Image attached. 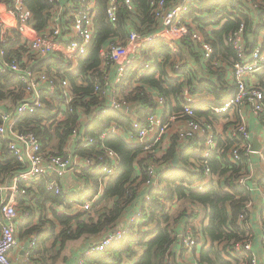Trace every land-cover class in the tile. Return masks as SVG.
Returning a JSON list of instances; mask_svg holds the SVG:
<instances>
[{
	"label": "trees",
	"instance_id": "1",
	"mask_svg": "<svg viewBox=\"0 0 264 264\" xmlns=\"http://www.w3.org/2000/svg\"><path fill=\"white\" fill-rule=\"evenodd\" d=\"M134 2L135 14L131 15L128 10L120 9L117 23L113 24L107 15L109 0H97L96 33L88 53L77 60L76 69L72 70V64L66 67L64 61L55 58L43 65L49 73L55 65L61 68L60 71L64 73L59 71V75L71 84L72 103L66 106L60 90L54 94L46 92L43 95L46 109L38 110L33 115H23L17 123V130L36 135L44 150L56 140L58 147H54L62 153L74 129L78 127L80 113H83L88 118L85 130L94 138L95 143L86 148H76L75 154L82 159L94 160V166L84 168L83 175L80 176L91 183L94 181L95 185L86 193L74 196L48 191L47 178L23 183V187L27 188V196L19 199V206L27 207L25 211L32 213L31 209L34 207L31 205L36 204L39 209H50L54 217L53 220H45L41 215L37 224L29 220L24 227L19 228V232L24 229L19 239L38 235L33 256L40 257V264H58L67 243L77 241L83 236L106 233L104 237H107L122 230L124 235L121 241L113 243L103 252L84 255L79 264H167L170 255L176 260V254H171L170 249L175 243L176 234L180 233V226L188 219L184 209L180 214L173 215L171 207L186 200L202 206L208 219V224L202 230L208 246L200 248V264H251L240 260L229 261L220 251L222 244L229 247L246 240L249 234L253 235L250 229L247 230L251 224L248 205L254 204L251 189L256 185L253 181L247 183V186L235 183L241 176L249 174L248 162L244 157L242 161L245 163L236 166L226 158V152L239 142L236 138L219 139L218 148L225 153L214 152L204 164L202 157L205 139H198L183 147L178 142V137L174 136L165 154L158 158L147 155L141 144L130 145L117 134L104 137L103 134L113 124L130 133L133 131L132 124L135 119L144 124L149 114L157 110L155 94L166 99V108L170 115L182 112V94L185 88H190L192 94L211 93L215 97L212 105L229 98L235 87L228 80V72H231L233 62L238 57L236 50L226 41L232 33L240 29L243 22L259 20L260 11L254 9L256 5L261 7L264 0H190L183 20L189 29V36L184 40L180 52L175 55L164 41L142 49V61H137L128 68L117 88L120 97L132 105L135 115L133 112L125 114L112 111L94 118V109L102 105L100 97L95 93L96 84L104 82L105 76L110 75L109 71L114 73L113 78L117 75V71L112 69L113 66L101 58V52L116 42L124 46L133 30L140 35L155 34L160 30L159 22L152 15L151 0ZM25 3L33 13L34 30L39 34L46 33L53 10L49 0H25ZM166 4L169 9L174 6L169 0ZM130 18L132 24L128 22ZM193 29H197L205 42L210 43L214 49V54L208 61L204 59L199 44L190 40ZM18 55L20 56V51H13L9 47L6 59L10 60ZM203 60L206 61V66ZM180 63L181 66L177 69L176 66ZM261 73L264 74V70ZM25 87L12 73L0 74V101L10 100L13 105L23 102ZM47 96L52 97L51 102L46 101ZM193 106L198 120L210 118L211 113H204L201 110L202 105ZM59 113H63L66 120L53 131L49 122L57 119ZM165 117L164 122L168 123L169 118ZM162 144L163 142L159 147ZM159 147H155V154ZM106 149L117 158V169L112 176L98 168L101 165L99 158L104 156ZM176 156H179L182 169L173 166ZM150 166L155 168L157 187L147 184L150 180ZM24 167L7 148V141L3 142L0 147V178H10L25 170ZM206 167L216 176V181L211 180L203 190H198L195 184L204 179ZM106 178L110 181L102 196L96 200L101 190L100 179ZM27 185H30L29 188ZM141 186L146 189V197L138 212L140 216L134 222L130 221L126 227L115 229L127 208L140 198ZM86 202L91 203V211L67 214L60 213L59 208L54 207H62L68 212L74 204L83 205ZM194 217L192 214L191 218ZM44 226L48 227L49 232L46 234ZM52 240L54 247H49ZM56 245L60 248L54 252ZM261 245L264 249V238Z\"/></svg>",
	"mask_w": 264,
	"mask_h": 264
},
{
	"label": "built area",
	"instance_id": "2",
	"mask_svg": "<svg viewBox=\"0 0 264 264\" xmlns=\"http://www.w3.org/2000/svg\"><path fill=\"white\" fill-rule=\"evenodd\" d=\"M67 8V13H58L63 9L60 5L61 0H49L53 6L51 13L50 27L44 34L37 33L33 28V13L28 8L25 0H0V74L12 73L20 82L25 84V99L17 105L8 109L0 106V146L7 141V148L15 155L16 159L22 163L25 170L13 174L10 178H0V264H16L10 258V253L18 247L19 226L22 222L29 219V211L19 210V199L27 196V188L23 183H29L33 180H40L43 177H49L46 183L48 191L55 192L58 195L63 194L64 190L59 184L57 178H63L67 174L74 172L80 167L89 168L94 166V160L82 159L76 154L65 150L62 153L51 150H44L39 138L32 133H21L17 130V123L25 114L33 115L38 110L46 109L43 95L46 92L52 94L60 90L66 101V106H70L73 100L70 81L59 75L61 68L56 65L51 68V72L45 70L44 63L55 58L58 61H64L65 66L69 64L75 66L74 59L84 57L92 43L96 28L95 18L97 9V0H76ZM167 0H151L152 15L159 22L160 30L151 35H140L134 30L129 34L127 43L122 46L120 43H113L107 49L101 52V58L117 69V76L114 82H111L108 75L104 82H98L95 87V93L98 94L102 105L94 109L93 117L108 114L116 111L127 113L131 111V104L122 99L117 89L128 68L137 61H142L140 51L158 41H164L171 51L177 55L189 36V29L183 23L188 10L190 0L176 2L169 0L173 8H167ZM134 0H109L107 15L111 23L116 24L120 9H126L134 15L136 12ZM256 5L254 10H259L260 18L258 21L243 22L240 29L232 33L226 43L233 46L237 52L238 60L233 62L231 67V86L235 87L234 93L223 102L211 105L206 112L211 116L205 123L197 119L193 94L190 88H185L182 94V112L178 114H168L166 117L153 112L149 114L144 124L139 119H135L132 124V136L135 137L138 144L144 146L147 155L155 154V147L168 135L169 124L178 119L185 120V128L175 134L178 142L183 147L195 142L198 139H205V150L203 152L204 164L207 159L212 157L214 152L225 153L218 148V141L221 135H214L212 132L211 121H220L224 116H241L243 109L248 108L254 117L264 125V87L261 84L253 83L255 76L264 70V43L258 41L251 50L249 38L251 35L264 37V3ZM131 17V16H130ZM132 24L131 18L128 21ZM249 34L248 36H246ZM190 40L199 44L208 61L214 54V49L210 43L205 42L203 36L197 29H193ZM13 51H20V56L6 59L8 48ZM77 61V60H76ZM177 64L176 68H180ZM149 65H147V69ZM64 73L63 71H60ZM256 82V81H255ZM155 103L157 110L166 108V99L155 94ZM52 97H46V101L51 102ZM57 105V103H56ZM62 115L60 113L57 118ZM65 116V117H64ZM164 117L169 118L168 123L164 122ZM219 117V118H217ZM235 130L230 132L226 138H236L239 141L228 152L226 158L232 164L239 166L246 158L248 165L254 154L252 145V136L248 123L241 116V121L236 118ZM81 122V120H80ZM74 129L71 140L76 148L88 147L94 144V138L89 136L82 124ZM122 130L117 124H113L103 137L108 134H118ZM161 147V146H160ZM156 157V156H155ZM101 165L98 166L103 173L112 176L116 172V155L105 150L104 156L99 158ZM151 163V161H149ZM150 180L149 186L157 187L158 180L155 168H148ZM253 174L241 176L235 183L236 185H246L253 180ZM216 181L209 168H205L204 179L195 184V188L203 190L209 181ZM30 185H27V187ZM29 188V187H28ZM253 192H259L263 206L262 216L260 218L262 238H264V190L251 189ZM83 212L91 210L92 205L86 202L78 205ZM253 204L248 205L251 211ZM140 214L138 212L133 216L131 222H134ZM244 216H242V219ZM250 226L247 230L249 231ZM124 233L116 231L102 238L96 244L92 245L85 255H93L105 251L113 243L123 239ZM202 231L194 228L185 229L176 234L175 243L170 249L171 254H176L175 261L181 257L179 251L182 249L192 253L199 246V239L203 238ZM252 234H249L246 240L231 244L225 247L220 245V251L223 257L229 261L240 260L244 263L259 264V259L254 253ZM36 246V241L31 243L30 249ZM178 249V250H177ZM173 255L168 256L167 264H176ZM81 263V262H80ZM194 264H200L198 260Z\"/></svg>",
	"mask_w": 264,
	"mask_h": 264
},
{
	"label": "crops",
	"instance_id": "3",
	"mask_svg": "<svg viewBox=\"0 0 264 264\" xmlns=\"http://www.w3.org/2000/svg\"><path fill=\"white\" fill-rule=\"evenodd\" d=\"M76 2H77L76 0H61L60 5L63 6L64 10L60 9V10H58V13L59 14H61L62 12L67 13V11H68L67 8H70V6H71L70 4L76 3ZM188 22L192 23V20H189ZM258 41H261L262 43H264V37H262V36L259 37V35H255V34L251 35V39L249 41L251 50L254 49V46L257 44ZM76 60H78V59H76ZM76 60H75V62H73L75 64V66L72 65V70L76 69V66H77ZM203 63L205 64L206 61H204ZM206 64H205V66H206ZM112 69L117 71V69L115 67H112ZM193 69H195V67ZM109 74L110 75H108V76H109L111 82H114L117 75H115V78H113L114 73H111V71H109ZM116 74H117V72H116ZM231 76H232V74L229 71L228 72V77H229L228 80L230 82H231ZM255 81L263 86L264 74L263 73L257 74L255 76ZM193 99H194L195 105H198V106L202 105L201 110L204 113H206V110H208V108L212 105L211 102L215 101L214 95H212L209 92L193 94ZM0 106L3 107V109H8V108L13 106V103L10 100H4V101H0ZM132 112H133V115H135V111H133V107L131 108L130 113H132ZM156 112H157V114H159L161 116H167L168 114H170L169 113L170 111L168 108L159 109V110H156ZM240 113H241V116L244 117L248 123L249 129L251 132V136H252L251 142H252L253 148H254V140L255 139H257L259 144L261 145L260 152L254 154L252 156L251 163L248 166H249V173L253 174L252 175L253 176L252 181L256 185V187H254V189H264V125L262 123H260L254 117V115L250 112V110L248 108L243 109L242 112H240ZM80 114H81V122L80 123L82 124V122H83L82 127L85 129V126L88 125L87 124L88 118H87V116L83 115V113H80ZM230 117H233V116H226L224 119H221L220 120V126L221 127L223 126V124H224L223 121L227 122L229 120H234ZM184 127H185V120L184 119H179V120H175V121L170 122L168 135L164 139L163 144L161 145L162 149L169 148L171 145L172 137L176 136L175 135L177 133L176 129L177 128L183 129ZM117 135L122 137L130 145L138 144L137 140L135 139L134 136H132V134L130 132L120 130ZM227 135L223 132L221 135V140H226ZM166 149H165V151H166ZM65 150H69L73 154L76 153V146H75V143H73V140H71V138L66 143L63 151H65ZM158 158H161V157H158ZM179 168L182 169L183 166L180 165ZM82 170H84L83 166L80 167L79 169H76L74 172L67 174L63 178H57V180L59 181V184L61 185V187L64 190V195H66V194L76 195L77 194L76 196H78V195H81L82 193L83 194L86 193L87 189L89 191V189H91L93 187V185H95L93 180H92L93 183H90V181H88L87 179H84L82 176H80L82 174ZM78 176L83 182L78 180ZM43 178H47L48 180H51L49 177H43ZM70 179H71V182L69 183L68 181ZM109 181H110L109 178L100 179L101 190H100V195H99V197H97L96 200H98L102 196L104 188L109 183ZM72 186H75L77 188L76 191L71 189ZM139 190H140V192H139L140 198H138L134 204H132L131 206H129L127 208L123 217L117 223L115 229H121V228L126 227L132 219L131 216L135 212L136 213L139 212V210L142 208L143 200L146 197V189L144 187L143 189H139ZM253 198H254V204H253V207L251 210L250 230L254 236L253 237L254 253L257 255V257L259 259V264H264V249H263V246L261 245L262 233H261V225H260V218L262 216L263 206L261 203V197L259 196V192H253ZM176 204L177 205L175 207H178V208L181 205H183V208L187 213L186 216L188 217L187 221H185V223L180 226L178 232L181 233L185 229H190V228H194V229L198 228L199 231L200 230L202 231L204 229V227H206V225L208 224V219L205 216V210L202 206L194 205V204H192L186 200L177 202ZM35 205L36 204L31 205L32 207H34L33 209H31V211H33L31 213L32 216L30 215L29 219H27L25 222H22V224H20V226H19L20 228L24 227L25 223H27L29 220H32L35 224H37L38 220L40 219V217L42 215L41 213L44 212V210L39 209V208L38 209L35 208ZM75 206L78 209L76 211L73 210L74 208H76ZM19 208H20V206H19ZM24 209H27V207H24ZM59 210H60L59 211L60 213L66 212L67 214H75L78 211H82L81 208H79L78 205H76V204L74 205L73 208L71 207L68 210V212L66 211V209H64L62 207H60ZM22 211H24V210H22ZM38 214H39V217H38ZM192 214H193V216H195L194 218H191ZM47 228H48L47 226H44L43 230H44L45 234L49 232ZM105 235H106V233H103L102 235H99V236H83L82 238H80L77 241L69 242V243H71V250L68 252L64 251V253L61 255L60 261L58 263H60V264H79V262H81L82 257L90 249V247L92 245H94L96 242H98ZM19 236H20V233L18 234V240H19L18 247L10 253L11 260L16 264H40L41 261H39V259H38L40 257L38 255L33 256V254H32L34 252V250H35L34 248L36 246H33L32 249H30L31 243L33 241H36V243H37L38 235L35 234L34 236H28V238H30L31 240L27 241V243H25L26 242L25 240L28 238L19 239ZM68 244L66 246H68ZM207 246H208V242H207L206 238L205 237L200 238L199 239V246L192 253H188L186 250L179 251V252H181L180 253L181 257L179 258V260H177V264H194V262L196 260H199L200 248L207 247Z\"/></svg>",
	"mask_w": 264,
	"mask_h": 264
},
{
	"label": "rangeland",
	"instance_id": "4",
	"mask_svg": "<svg viewBox=\"0 0 264 264\" xmlns=\"http://www.w3.org/2000/svg\"><path fill=\"white\" fill-rule=\"evenodd\" d=\"M209 29H211V28H209ZM249 41H250V38H249ZM74 60H76V59H74ZM180 65H181V63H180ZM253 83H255V84H258L257 82H253ZM60 114V113H59ZM58 114V115H59ZM57 115V116H58ZM65 117V116H64ZM230 118H232V119H234V120H229V121H223L224 122V124H223V126L221 127L220 126V121L218 120V121H216V120H213V121H211V123H212V132L214 133V135H222V133L224 132L226 135L227 134H229L230 132H234V130H235V125H237V123H235V120H237L236 118H239L240 119V121H241V116H239V114L238 115H233V117H230ZM66 120V117L65 118H63V116L62 115H60L57 119H55V120H52L51 122H49V125L53 128V131L54 130H56V128L58 127V126H61L62 124H63V122ZM179 120V119H178ZM202 123H205L206 122V120H208V119H206L205 120V117L204 118H200L199 119ZM226 125V126H225ZM185 128V127H184ZM182 128H177L176 129V131L178 132V131H180ZM169 131V130H168ZM177 134V133H176ZM224 137V136H223ZM172 141H173V137H172ZM172 141H171V143H172ZM181 144V143H180ZM54 146H56V147H58V142L55 140L53 143H52V145L48 148V150H51V151H54V152H58L59 153V151L57 150V148H55ZM160 149H158V153H156V154H154L156 157H162L164 154H165V149H162V147H159ZM168 149V148H167ZM164 152V153H163ZM180 165H179V163H178V165H177V167H179ZM78 180L79 181H81V182H83L80 178H79V176H78ZM69 183L71 182V179L68 181ZM91 183V182H90ZM144 187H142L141 186V189H143ZM71 189H73L74 191H76V187L75 186H72V188ZM264 190V189H263ZM87 191H88V189H87ZM68 193V192H67ZM76 194V193H75ZM77 195V194H76ZM76 195H74V196H76ZM77 204V203H76ZM75 205V204H74ZM177 205V204H176ZM175 205V206H176ZM171 207V214H173V215H178V214H180L181 212H182V210L184 209L183 208V205H181L179 208L178 207ZM54 207H56V208H60L59 206H54ZM74 207V206H73ZM72 207V208H73ZM76 207V206H75ZM19 208V207H18ZM35 208H37L38 209V207H37V205H35ZM19 210H20V212L22 211V210H26V209H24V206L22 205V207H20L19 208ZM73 210H78L77 209V207L76 208H74ZM91 211V210H90ZM41 213V212H40ZM136 213V212H135ZM42 215H43V217H44V219L45 220H50V219H53V215H52V212H51V210L50 209H45L44 210V212H42L41 213ZM135 215V214H134ZM134 215H132L131 216V218L134 216ZM38 217H39V214H38ZM130 218V219H131ZM129 219V220H130ZM39 221V220H38ZM49 223V222H48ZM197 231H198V228H195ZM24 231V229L23 230H20V234H21V232H23ZM26 238H28V236L26 237ZM31 239L30 238H28V239H26L25 241V243H27V241H30ZM53 241L54 240H52L50 243H49V247H54V244H52L53 243ZM68 244V243H67ZM48 245V244H47ZM60 248V246L59 245H56L55 246V248H53V251L54 252H57L58 251V249ZM71 250V243H69L68 244V246H66L65 248H64V250L62 251V254L64 253V251L65 252H68V251H70ZM60 261V260H59ZM58 264H60V263H58Z\"/></svg>",
	"mask_w": 264,
	"mask_h": 264
},
{
	"label": "water",
	"instance_id": "5",
	"mask_svg": "<svg viewBox=\"0 0 264 264\" xmlns=\"http://www.w3.org/2000/svg\"><path fill=\"white\" fill-rule=\"evenodd\" d=\"M260 150H261V145L259 144L258 140L255 139V140H254V148H253V151H254L255 153H258V152H260ZM178 163H179V156H176V157H175V160L173 161V166H174L175 168H177Z\"/></svg>",
	"mask_w": 264,
	"mask_h": 264
}]
</instances>
